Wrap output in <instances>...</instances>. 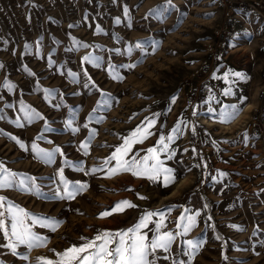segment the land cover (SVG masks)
Instances as JSON below:
<instances>
[{
  "label": "rangeland",
  "instance_id": "1",
  "mask_svg": "<svg viewBox=\"0 0 264 264\" xmlns=\"http://www.w3.org/2000/svg\"><path fill=\"white\" fill-rule=\"evenodd\" d=\"M165 3L0 0V163L12 172L34 177L39 186V193L15 186L0 188V197L6 198L4 208L11 202L27 212L64 222L54 233L38 225L34 228L50 242L33 249L29 261L0 246V264H37L39 256L55 258L50 249L63 251L98 230L132 227L145 210L164 211L163 231L176 233L185 208L191 210L189 214L199 211L197 226L187 236L176 238L171 258L186 261L182 241L200 239L204 245L193 264H264V135L258 137L249 129L262 88L264 20L255 11H236L235 34L227 54L207 74L209 91L192 101L184 95L181 83L226 23L225 9L219 0H171L174 8L163 17L149 15ZM137 43L143 47L135 48ZM89 55L99 58V66L84 61ZM128 64L136 67H122ZM113 71L123 79H113ZM230 71L243 72L250 79L239 81ZM230 87L234 95H225ZM45 90L55 91L45 99ZM102 92L113 98L111 106L95 114L104 117L101 122L89 121L103 99ZM241 95L247 97L243 104ZM232 104L240 105L239 115L220 122L219 112ZM33 109L43 118L29 122L25 112ZM145 118H154L156 124L151 129L154 135L134 146L133 151L141 156L161 135H170L179 121L186 122L170 145L175 155L160 157L166 166L184 173L176 184L161 188V183L130 173L105 179L103 173L85 175L65 163H82L85 170L99 166L122 143L121 137ZM69 120L79 131L74 133L67 126ZM91 129L97 134L85 155L80 145ZM33 144L48 152L59 148L60 153L52 163H44L32 150ZM60 169L65 179L87 182L89 189L74 200L53 199L62 187ZM220 172L227 175L221 177ZM123 199L138 207L98 218ZM169 206H174L170 212ZM6 243L0 232V245ZM24 251L23 246L18 249ZM171 258L158 264H171Z\"/></svg>",
  "mask_w": 264,
  "mask_h": 264
},
{
  "label": "snow or ice",
  "instance_id": "2",
  "mask_svg": "<svg viewBox=\"0 0 264 264\" xmlns=\"http://www.w3.org/2000/svg\"><path fill=\"white\" fill-rule=\"evenodd\" d=\"M174 8L171 0H166V3L157 8L151 9L149 15L156 18L163 17L165 11H169ZM127 14V9H125ZM186 15V14H185ZM119 23V20H117ZM71 27V26H70ZM100 31V29H98ZM79 44V42H76ZM87 47V45H80ZM133 46L129 47L131 52ZM135 48H142L141 43L134 45ZM155 50V47L154 49ZM84 61L93 63L95 66H99V58L91 55L85 56ZM142 62V61H140ZM2 67V65H0ZM125 68H135L136 64L122 65ZM86 74V73H85ZM232 76H235L239 81L247 82L250 77L243 72H231ZM75 76V74H70ZM110 75L115 80H122L115 71L110 72ZM229 74H225V79ZM9 89L13 87L10 83L6 85ZM55 90H45L47 99L54 94ZM225 95H234L232 88H228ZM103 99L97 103V107L93 109V113L89 116V121L95 119L97 123L101 122L104 117L95 115L100 109H107L111 106L112 97L108 93H101ZM176 97L172 98V103H175ZM247 100V97L241 95L240 104H243ZM239 104L225 105L219 112L220 122H230L240 111ZM215 110L209 108V112ZM194 116L197 114L195 111L192 113ZM158 116L159 113L154 114ZM25 117L31 122L34 118H43L38 112L28 110L25 112ZM73 120L68 121V127L75 133L79 131L78 128L72 127ZM156 120L154 118H145V122L138 125L127 136L121 137L122 143L115 147V150L106 157L99 166H94L88 170H85L82 163L71 165L70 162L65 161L66 164L75 168L76 171L84 172L85 175H94L96 173H103V178L112 179L118 175L124 173H130L133 177L147 179L152 183H161L163 187L167 188L176 184L181 179L184 173H181L179 169L168 167L165 165L164 160H161V154H167V159H172L175 155L174 150H170V145L175 141L178 134L181 132V125H186V122L181 120L177 126L173 128L172 133L165 137L161 135L157 140L156 145L146 149V153L141 156L139 151L134 152V146L137 144H143L150 136L154 135L151 129L155 126ZM85 128L88 124L84 125ZM195 133V126L192 128ZM96 129H91L89 136L84 141L80 148L85 155L89 154V148L92 140L96 136ZM42 138V137H41ZM247 138V137H246ZM13 139H16L13 137ZM21 148H24V144L17 140ZM32 150L36 153L37 157L44 163H52L54 161L56 153H60V149L56 148L51 152L39 149L35 144L32 146ZM63 153H61L62 155ZM198 167V165H196ZM187 169L186 171H190ZM221 177L226 176L227 173L220 172ZM61 188H58L53 195V199L60 200H74L78 195L85 193L89 189L87 182L81 181H68L63 176V169L59 171ZM19 177V178H18ZM18 187L22 191L39 193V186L35 184V178L29 177L26 174H18L10 171L0 163V188H12ZM127 191H134L131 188ZM139 199H146L144 196H140ZM6 198L0 197V232L3 233L4 238L7 240L5 245L11 254L18 256L21 260L29 261L30 253L33 249L47 247L50 242V238L46 235H40L34 231V228L38 225L41 228L48 229L50 232H56L57 229L64 223L56 217H48L42 215H36L34 213L27 212L23 208L8 202L7 207L4 208V201ZM138 205L134 204L130 200L123 199L105 211L99 213L98 218L105 219L113 214L123 213L127 209L136 208ZM172 207L169 206L170 212ZM207 207V205H205ZM190 209L185 208L184 213L178 218L176 223L177 231L173 233L171 231H163L166 227L165 219L166 213L164 211H147L145 210L140 216L137 223L127 229L119 230H98L97 233L91 237L81 236V243L72 244L65 248L63 251H56L50 249L55 258H49L45 256H39L36 258L37 264H158L160 260H169L171 258L172 245L176 241L178 236H187L194 227L197 226V217L200 215L199 211L194 214ZM153 217L158 219L153 220ZM209 219H211L209 217ZM152 225L153 227H150ZM232 227H237L233 225ZM151 233V236H149ZM184 245L182 255L187 257V260L171 258V264H193L196 255L200 252L204 245V241L200 239H187L182 241ZM25 248L24 252H18L21 247ZM163 252L165 255H158ZM227 260V256L224 257Z\"/></svg>",
  "mask_w": 264,
  "mask_h": 264
},
{
  "label": "built area",
  "instance_id": "3",
  "mask_svg": "<svg viewBox=\"0 0 264 264\" xmlns=\"http://www.w3.org/2000/svg\"><path fill=\"white\" fill-rule=\"evenodd\" d=\"M225 9L226 23L216 31V37L208 41L203 57L196 62L190 74L181 83L182 91L187 98L196 101L206 96L209 91L207 74L226 56L229 40L234 38L237 14L236 11H255L264 20V0H219ZM262 88L259 102L254 108L255 116L251 119V133L260 137L264 135V70L261 76Z\"/></svg>",
  "mask_w": 264,
  "mask_h": 264
},
{
  "label": "bare ground",
  "instance_id": "4",
  "mask_svg": "<svg viewBox=\"0 0 264 264\" xmlns=\"http://www.w3.org/2000/svg\"><path fill=\"white\" fill-rule=\"evenodd\" d=\"M249 106H250V104H249V105H247L245 109H248V108H249ZM108 156H109V155H108ZM108 156H106V157H108ZM106 157H105V158H106ZM118 178H119V177H118ZM161 188H163V186H162V185H161Z\"/></svg>",
  "mask_w": 264,
  "mask_h": 264
}]
</instances>
